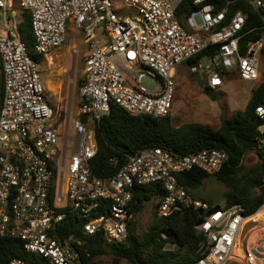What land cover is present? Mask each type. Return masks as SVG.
Here are the masks:
<instances>
[{"label": "built area", "instance_id": "1", "mask_svg": "<svg viewBox=\"0 0 264 264\" xmlns=\"http://www.w3.org/2000/svg\"><path fill=\"white\" fill-rule=\"evenodd\" d=\"M184 1L192 8L179 17ZM247 1L260 17L258 28H264V0ZM232 2L221 0L219 6V0H0V236L20 239L25 251L40 257L38 262L13 258L9 264H80V240L74 233L59 236L61 222L73 212L83 220L85 233L101 232L108 241H124L133 186L151 182L160 183L166 192L156 200L157 216L182 206L204 209L194 225L203 235V254L190 264L264 260V201L249 215L239 203L209 207L178 182V173L194 167L207 174L219 171L229 161L224 148L184 155L161 147L142 148L105 177L91 167L97 151L94 126L102 114L116 105L132 115H169L179 64L199 56L187 66L193 74L204 73L203 86L211 89L220 87L230 71L245 81L259 80L264 33L248 39L241 51L242 39L256 27L245 28L241 10L230 14ZM14 6L27 13L37 54L45 57L65 43L68 19L84 36L79 118H72L62 133L46 97L40 63L29 54L15 20L12 25L7 21L8 11L15 16ZM123 8H132L135 15L119 13ZM70 52L75 55L77 47ZM145 77L153 80V87L143 84ZM255 114L264 130V104L255 107ZM261 153L264 191V146ZM102 202H108L106 212L99 211ZM236 249L244 258L234 254Z\"/></svg>", "mask_w": 264, "mask_h": 264}, {"label": "trees", "instance_id": "2", "mask_svg": "<svg viewBox=\"0 0 264 264\" xmlns=\"http://www.w3.org/2000/svg\"><path fill=\"white\" fill-rule=\"evenodd\" d=\"M229 1V0H227ZM230 14L241 10L246 15L245 28L249 32L243 39L244 43L250 38H258L264 33L257 12L247 0H231ZM219 0V6L221 5ZM192 7L184 1L178 9V15L190 11ZM21 38L27 44L29 54L38 62L42 55L34 51V38L28 16L20 23ZM199 56L188 60L190 64ZM194 78V74L192 73ZM82 80L78 83L80 85ZM4 96L2 64L0 60V106ZM264 104V83L254 88L243 111L234 112L224 118L217 129L199 122H187L174 125L170 115L154 117L147 114L132 115L120 106L112 105L102 114L94 126V137L97 151L91 160L93 171L101 177L115 174L125 163L127 157L137 150L148 147H161L180 155L188 154L203 148H224L229 153V161L213 173L207 174L199 168H192L177 174L178 182L194 197L208 203L211 200L197 196L194 191L204 180L214 177L225 184L230 190L226 193V203L230 206L239 203L246 215L252 214L264 201V191L260 188V177L263 163L250 173L241 171L242 158L248 149H242L236 142V135L257 142L255 148L262 158L264 146L263 120L255 114V107ZM241 162V163H240ZM241 179H248L253 192L243 187ZM132 209L127 218V234L122 242L108 241L101 232L87 234L82 230L83 220L78 215L68 213L60 224L59 236L64 239L74 233L80 240L78 251L80 264H98V257L110 255L113 263L125 259L130 264H190L198 259L204 250L203 235L194 227L203 215L204 209L193 206H182L167 216L156 215V200L165 195L160 183H144L133 186ZM151 204L154 217L148 224L143 236L136 232L135 217L146 205ZM108 210V202H102L100 212ZM76 246L75 243H71ZM13 258H22L27 262H38L37 254L23 249L22 241L15 237L0 236V264H9Z\"/></svg>", "mask_w": 264, "mask_h": 264}, {"label": "rangeland", "instance_id": "3", "mask_svg": "<svg viewBox=\"0 0 264 264\" xmlns=\"http://www.w3.org/2000/svg\"><path fill=\"white\" fill-rule=\"evenodd\" d=\"M116 1V0H113ZM119 1V0H117ZM14 19L24 18V12L18 6H14ZM119 13L125 16L135 15L132 8H123ZM8 19L12 25V12L8 11ZM24 20V19H23ZM21 20V22L23 21ZM0 17V24L2 23ZM67 39L58 49L50 53L51 56L40 60V69L43 83L46 89V97L54 110L56 124L60 133L65 125L70 124L72 118L78 119L76 115L78 98V83L82 80L83 60L87 52L82 32L75 28L72 20L66 22ZM77 47V53L72 55L71 47ZM260 78L256 81L242 80L236 72L230 71L223 78V84L217 89L200 87L194 80L189 67L185 62L178 65L175 79V92L172 102L170 116L174 125L187 122H199L217 129L224 118L230 117L234 112L243 111L254 88L264 83V55L259 59ZM203 84L206 83V75L197 72ZM147 87H153L152 79L145 77L142 80ZM70 130V129H69ZM71 131V130H70ZM247 151V152H246ZM242 160V169L246 173L257 169L262 164L261 157L254 150H246ZM243 187H248L253 192L255 187L250 186L248 179H241ZM230 188L214 177H209L199 186L194 193L201 198L211 200L213 207L226 202V193ZM154 217V209L151 204L136 215V232L143 236L148 229V224ZM81 219V217H79ZM251 218V217H250ZM250 218H247L250 219ZM251 225V224H250ZM244 253L239 257L244 258ZM264 257V255L262 256ZM259 261H257L258 263ZM264 264V260L260 261ZM98 264H130L125 259L113 263L110 255L98 257ZM230 264H242L239 261H231Z\"/></svg>", "mask_w": 264, "mask_h": 264}, {"label": "water", "instance_id": "4", "mask_svg": "<svg viewBox=\"0 0 264 264\" xmlns=\"http://www.w3.org/2000/svg\"><path fill=\"white\" fill-rule=\"evenodd\" d=\"M195 82L200 86L203 87V83L199 77L198 74L194 76ZM236 142L242 149H253L257 146V142L251 141L247 138H244L242 136L236 135Z\"/></svg>", "mask_w": 264, "mask_h": 264}, {"label": "crops", "instance_id": "5", "mask_svg": "<svg viewBox=\"0 0 264 264\" xmlns=\"http://www.w3.org/2000/svg\"><path fill=\"white\" fill-rule=\"evenodd\" d=\"M24 15H25V17L23 18L22 17V19L21 20H23V19H25L26 18V15H27V13H25L24 12ZM1 17V16H0ZM14 19V18H13ZM15 20V19H14ZM21 20H19V19H17V20H15V23H16V25L18 26V28L20 29V23H21ZM3 32V29H2V23L0 24V33H2ZM48 56H51V55H47V56H45V57H48ZM187 64V63H186ZM177 70V69H176ZM232 72H235V71H232ZM196 74H194V76H195ZM201 79V78H200ZM202 81V80H201ZM203 83V82H202ZM257 147V146H256ZM255 147V148H256ZM255 148H253L252 150H254V151H256L255 150ZM249 150H251V149H249ZM247 152V151H246ZM246 152H244V155L246 154ZM244 155H243V157H244Z\"/></svg>", "mask_w": 264, "mask_h": 264}, {"label": "bare ground", "instance_id": "6", "mask_svg": "<svg viewBox=\"0 0 264 264\" xmlns=\"http://www.w3.org/2000/svg\"><path fill=\"white\" fill-rule=\"evenodd\" d=\"M247 220V219H246ZM234 254L237 256V257H239L241 254H243L242 252H241V250L240 249H236L235 251H234ZM240 258V257H239Z\"/></svg>", "mask_w": 264, "mask_h": 264}]
</instances>
